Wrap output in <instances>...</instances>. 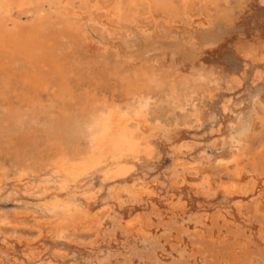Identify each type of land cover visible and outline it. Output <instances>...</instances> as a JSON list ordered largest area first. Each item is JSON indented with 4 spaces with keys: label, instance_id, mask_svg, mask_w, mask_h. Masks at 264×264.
Wrapping results in <instances>:
<instances>
[{
    "label": "rangeland",
    "instance_id": "rangeland-1",
    "mask_svg": "<svg viewBox=\"0 0 264 264\" xmlns=\"http://www.w3.org/2000/svg\"><path fill=\"white\" fill-rule=\"evenodd\" d=\"M21 1L22 13L11 16L19 19V25L9 21L0 28L1 34L8 32L13 38L12 47L0 49V166L10 169L29 154L52 153L55 141L42 127L61 118L63 105L73 109L78 101L88 100L89 109L92 98L97 104L125 101L126 81L152 72L160 81V88L153 90L156 97L172 87L177 94L174 103L166 96L158 99L154 112L178 120L180 137H192L190 141L201 142L202 148L206 145L208 152L213 149L205 141L217 137L237 139L243 150H253L249 161L259 160L258 185L249 197L235 198L243 202L240 212L231 211L228 202L218 196L216 200L182 191V202L187 200L184 204L188 208L184 214L178 211L176 218L166 204H158L155 212L162 216L153 217L150 241L137 242L120 235L115 238L108 231L98 240L99 246L118 264H264V221L252 213L255 199L261 198L260 206L264 207V0H162L164 5L155 4L158 8L145 3L133 7L127 0L16 2ZM37 35L39 39L28 46ZM41 38L48 49L36 45ZM31 75L38 79L34 81ZM64 78L67 83L59 87ZM164 156L162 163L167 167L169 159ZM98 180L105 183L108 179ZM5 201L0 199V208L13 209L29 202L25 198L9 204ZM219 213L225 218L218 220ZM204 214L207 219L203 224L194 223L195 217ZM162 226L169 227L166 235L170 239L160 232ZM9 240H14L13 236ZM0 243L8 245L1 237ZM16 259L24 260L19 252Z\"/></svg>",
    "mask_w": 264,
    "mask_h": 264
},
{
    "label": "bare ground",
    "instance_id": "bare-ground-1",
    "mask_svg": "<svg viewBox=\"0 0 264 264\" xmlns=\"http://www.w3.org/2000/svg\"><path fill=\"white\" fill-rule=\"evenodd\" d=\"M16 1L0 0V18L3 19L0 20V28H5L9 21L19 25V19L14 20L11 16L16 12L22 13L24 5L23 1ZM162 2L127 0L129 5L136 7L142 3L149 7ZM5 16L10 18L6 20ZM95 23L99 24L97 21ZM10 36L8 32L7 35L0 33V49H9L8 46L13 43ZM34 37L30 39L28 46L35 43L33 39H39L38 35ZM15 38L14 35V40ZM41 39L43 41H38L36 45L48 49L45 38ZM138 75L134 81L126 79L125 92L128 97L125 101L104 100L97 104L98 101L92 98L89 109L88 100L78 101L73 109L69 105L64 108L63 105L61 118L58 117L55 123L42 127L43 132L51 135L55 141L52 153L45 156L29 154L18 160L10 169L0 166V199L7 200L5 202L8 204V201H20L24 198L29 201L13 209L0 208V237L1 241L8 244L0 246V264H118L111 255L101 249L98 240L111 231V237H128L137 242L150 241L153 217L161 219L162 216L155 212L158 210V204H166L177 218L178 211L184 214L185 208H188L184 204L187 200L183 203L180 196L185 190L209 198L218 196L222 201L228 202L230 210L241 211L243 202L239 199L235 201V198L246 195L249 197L258 185L256 180L259 160L249 161L253 150H243L237 139L226 141L217 137L205 141L208 142V148L217 150L208 152L206 145L202 148L204 145L201 146V142L190 141L189 138L192 137H180V122L172 121L164 114H156L153 110L156 101L165 96L169 103H174L177 99L175 89L172 87L167 93L156 97L153 90L159 87V78L152 72ZM35 77L33 75L32 79ZM62 83H67L65 78L59 87H62ZM164 155L169 159L168 166L165 164L167 167L162 163ZM155 171L157 174H154ZM100 177L108 180L102 183L98 180ZM260 199L253 201L252 213L264 221V207L260 206ZM223 213L217 215L218 220L225 218ZM206 219L207 214H204L195 217L194 223L203 224ZM185 226L183 229L186 230ZM160 232L168 239L171 238L166 235L170 234L169 227L162 226ZM12 236L14 240H9ZM7 240L14 241L17 247L9 245ZM17 248L21 250L18 251ZM17 252L24 260L17 262Z\"/></svg>",
    "mask_w": 264,
    "mask_h": 264
}]
</instances>
